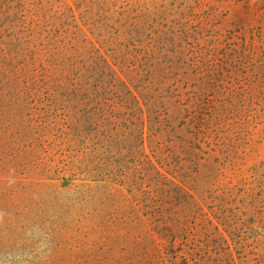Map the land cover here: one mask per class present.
Masks as SVG:
<instances>
[{
  "label": "trees",
  "instance_id": "1",
  "mask_svg": "<svg viewBox=\"0 0 264 264\" xmlns=\"http://www.w3.org/2000/svg\"><path fill=\"white\" fill-rule=\"evenodd\" d=\"M251 1L0 0V264L209 261L174 225L239 216Z\"/></svg>",
  "mask_w": 264,
  "mask_h": 264
},
{
  "label": "rangeland",
  "instance_id": "2",
  "mask_svg": "<svg viewBox=\"0 0 264 264\" xmlns=\"http://www.w3.org/2000/svg\"><path fill=\"white\" fill-rule=\"evenodd\" d=\"M263 1L252 0L251 4L262 5ZM221 5L225 12L227 4ZM261 86L254 89L235 131L237 154L224 172L236 186L233 197L234 207L240 206L236 209L239 216L227 223L212 218L174 225L181 232L178 242L187 239L209 249L206 264H233L230 259H235L236 264H264V87ZM226 243L232 246L231 252L226 251Z\"/></svg>",
  "mask_w": 264,
  "mask_h": 264
}]
</instances>
